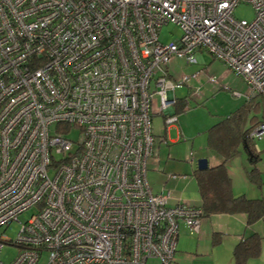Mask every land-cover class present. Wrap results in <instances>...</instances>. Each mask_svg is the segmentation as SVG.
<instances>
[{
  "label": "built area",
  "instance_id": "obj_1",
  "mask_svg": "<svg viewBox=\"0 0 264 264\" xmlns=\"http://www.w3.org/2000/svg\"><path fill=\"white\" fill-rule=\"evenodd\" d=\"M241 2L251 20L234 17ZM197 50L264 98V0H0V227L32 210L0 236L17 248L0 264H176L178 222L198 232L202 212L152 192L146 159L154 99L175 122V88L202 71L174 79L170 64Z\"/></svg>",
  "mask_w": 264,
  "mask_h": 264
},
{
  "label": "rangeland",
  "instance_id": "obj_2",
  "mask_svg": "<svg viewBox=\"0 0 264 264\" xmlns=\"http://www.w3.org/2000/svg\"><path fill=\"white\" fill-rule=\"evenodd\" d=\"M254 16L253 9L248 3L241 2L237 4L234 9V17L244 18L251 20ZM179 28L171 23L163 24L160 28L159 39L168 43L173 41L179 36ZM194 56L197 58L196 64H186L182 59L175 58L170 68L172 70L173 78L176 79L182 74H190L201 67L206 66L211 56L205 51H195ZM212 65L211 70L208 72L199 74L196 79H191L189 85L182 84L175 88L173 94L175 97L187 98L188 108L183 112L176 115L177 120L170 123V129H168V140L160 141V136L164 134V123L162 121V115L156 114L151 117L152 119V133L154 135L153 152L146 159V180L149 181L152 187V192L159 188V183L164 182L167 176L166 173H174L177 185L174 181H169L166 190L169 188L171 192L170 200L174 195L178 193L189 194L195 191L196 185L192 178L191 172L196 167V161L198 158L205 157V155H211L212 151H208L206 147L205 128L218 121L220 118L229 115L231 112L241 107L246 99L247 86L240 79V76L232 73L225 65L217 60H212L207 67ZM220 64L219 68L215 66ZM215 65V66H214ZM214 66V67H213ZM208 76H213L215 82H209ZM176 82V81H175ZM233 91H238L241 94L234 95ZM159 104L152 105L154 108H158ZM168 125V124H167ZM79 131L72 128L66 135L72 139L77 140L80 138ZM254 146L259 151V159L255 162V166L260 170L262 178H264V136L254 139ZM239 154L235 155L228 168L234 174V179L237 177L242 178V170L240 168L241 159L243 162L248 160L247 155L243 156ZM241 156V157H240ZM209 160L211 159L210 156ZM206 158V157H205ZM158 159V161H157ZM211 161V160H210ZM247 168L253 164H249L246 161ZM163 171L164 174L157 172ZM164 168V169H163ZM191 182V185L184 189L182 182L183 177ZM167 175V174H166ZM171 177L173 175H170ZM257 186V185H256ZM258 188V186H257ZM260 192L258 194L260 198H264V183L259 187ZM181 191V192H180ZM196 192V191H195ZM262 193V195H261ZM178 197V196H176ZM31 209L21 212L17 215V220H12L8 225L0 227V236H6L7 238H16L17 232L22 222H25L30 214ZM211 220H215L214 224L207 222L205 225L209 231L205 236L201 232H191L188 228L184 227V223L179 221V234L176 239V250L174 251V259L176 264H233L232 249L237 243L236 235H229V230L224 228L225 226H219L224 223L231 228H239L240 233L245 236L251 232H257L261 235V247L257 256L249 258L246 264H264V219L258 220L251 224L245 230L244 227H240L238 223L234 221L232 215L229 214H213ZM217 232L220 240L218 243H212V234ZM232 234V232H231ZM198 244V245H197ZM17 248L12 245H4L0 251V259L4 262H10L16 255ZM148 264H157L156 260H148Z\"/></svg>",
  "mask_w": 264,
  "mask_h": 264
},
{
  "label": "trees",
  "instance_id": "obj_3",
  "mask_svg": "<svg viewBox=\"0 0 264 264\" xmlns=\"http://www.w3.org/2000/svg\"><path fill=\"white\" fill-rule=\"evenodd\" d=\"M187 102L186 97L177 98L176 104L173 105L174 112L176 114L183 112ZM243 103L240 108L206 128L207 147L218 154L220 162L207 165L205 169H194L191 175L199 194V204L196 206L201 209L202 219L211 214L242 213L245 215L244 225L249 227L264 219V198H250L243 193L234 194L231 189V177L225 164L240 152L245 153L249 164L253 165L245 170L244 176L258 187L261 186V172L254 164L260 158L259 151L248 133L264 120V98L252 96ZM212 236V243H218L220 240L217 239L218 233L214 232ZM261 240L262 237L257 232L239 237L232 249L233 264H246L245 261L249 258H255L260 252Z\"/></svg>",
  "mask_w": 264,
  "mask_h": 264
},
{
  "label": "crops",
  "instance_id": "obj_4",
  "mask_svg": "<svg viewBox=\"0 0 264 264\" xmlns=\"http://www.w3.org/2000/svg\"><path fill=\"white\" fill-rule=\"evenodd\" d=\"M212 60H214V58L211 56V59L208 60L207 64H205L206 66L200 68V69H202L201 73H204L203 76L205 75L206 72H208V70H211L212 65L210 64L209 67H207V65ZM219 66H220V64H217L215 67L216 68H219ZM156 98L154 99V104L155 103H158V100ZM156 114H161L162 115V121L164 123V130H163L164 131V134H162L160 136V141H166V140H168V136H167L168 135V131H169L168 129H170L171 124L166 125L165 122H164L163 113L160 112L158 108H154L153 107V109H152V117H153V115H156ZM204 133H205V136H206V128H205V132ZM206 147H207V144H206ZM207 149H209V148L207 147ZM208 151H212V150L209 149ZM240 155L245 156L246 154L242 152V154H240ZM208 156H210V158H211L210 160L211 161L209 160V157ZM205 157L208 160V164L207 165H214L216 163H219L220 160H221V158L218 156V154L217 153H214L213 151L211 152V155H205ZM233 158H231L230 160H228L227 163L225 164V165H227V168H228V164H230V161H232ZM157 161H158V159H157ZM246 161H248V160H246ZM246 161L243 162V159H241V162L239 163L240 164V168L242 170V175H241L242 178L241 177L240 178L237 177V180L234 179L235 178L234 177V174L235 173L233 174L232 171H230V169L228 168V172L230 174L229 177H231V185H232V188L231 189H232V191H233L234 194H241V193H243L244 195H246L247 197H250V198L258 197L259 196L258 191L260 192L259 187H261L262 186V183H264V178H262V176H261L262 174H261L260 176H261L262 183H261V186H259L258 188H257L256 184L248 181L246 179V177L244 176L245 175V170L247 169V164H245ZM158 169L159 170H157V172H160V173L164 174L163 171H160V167ZM194 169H196V167L193 168L192 172L194 171ZM166 174H164L165 176H167L166 179H164V182H162L161 184L159 183V188L156 191H154L155 193H159V192L166 193V191H168L169 194H171V192L169 190H171L172 187H171V189H169V188L167 190L165 189L168 186V182L169 181H174V184L177 185V182H176L177 180H174L175 178H169L168 177V174H170V173H166ZM192 178H193V176H192ZM182 179L183 180L182 181H178V183L179 182H182V185H183L184 189L188 188L191 185V182L188 179H185V178H182ZM148 184H149L150 188L152 189L151 184L149 183V181H148ZM195 185H196V183H195ZM196 189H197V187H196ZM196 189H195L196 192L194 191V193L193 192H190L189 194H186V195L184 193H180V194L178 193L176 195L178 197H176L174 195V197L172 199V202L171 201L169 202V200H170V197H169L167 204H173V203H175L177 201L178 202L179 201H186L187 203H191L193 205H198L199 204L198 203L199 202V194H198V191ZM261 195H262V193H261ZM211 215H213V214H211ZM211 215H209L208 217L203 218L201 220V223H200V226H199L200 227L199 228V232L202 231V234L204 236H205V234H207V232L209 233L207 227L205 226V225H207V222L210 223V225L215 223V220L214 219L211 220L212 219L211 217H213ZM229 215H232L234 217L232 219H234V221L236 223H238V225L240 227H244V225H243V223L245 224V215L244 214L237 213V214H229ZM219 226H225L224 228H226V229L229 230V233H227V234L232 235V236L233 235H236V237H235L236 240L239 239V237H241L242 235L244 236V234L240 233L239 228H237V227L236 228H231L230 226H227L225 224V222L222 223V224H220ZM179 227H180V225H179ZM246 228H250V227H245V230H246ZM231 232H232V234H231Z\"/></svg>",
  "mask_w": 264,
  "mask_h": 264
},
{
  "label": "water",
  "instance_id": "obj_5",
  "mask_svg": "<svg viewBox=\"0 0 264 264\" xmlns=\"http://www.w3.org/2000/svg\"><path fill=\"white\" fill-rule=\"evenodd\" d=\"M207 164H208V160L207 158L205 157H202L201 158H198L197 161H196V169H205L207 167Z\"/></svg>",
  "mask_w": 264,
  "mask_h": 264
},
{
  "label": "clouds",
  "instance_id": "obj_6",
  "mask_svg": "<svg viewBox=\"0 0 264 264\" xmlns=\"http://www.w3.org/2000/svg\"><path fill=\"white\" fill-rule=\"evenodd\" d=\"M175 113V112H174ZM176 114V113H175ZM177 115V114H176Z\"/></svg>",
  "mask_w": 264,
  "mask_h": 264
}]
</instances>
